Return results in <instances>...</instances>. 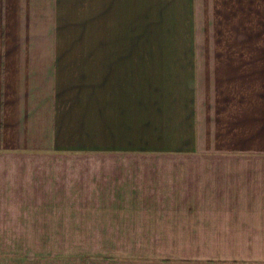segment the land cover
I'll use <instances>...</instances> for the list:
<instances>
[{"label": "crops", "instance_id": "obj_1", "mask_svg": "<svg viewBox=\"0 0 264 264\" xmlns=\"http://www.w3.org/2000/svg\"><path fill=\"white\" fill-rule=\"evenodd\" d=\"M0 200V264H264V0H0Z\"/></svg>", "mask_w": 264, "mask_h": 264}, {"label": "rangeland", "instance_id": "obj_2", "mask_svg": "<svg viewBox=\"0 0 264 264\" xmlns=\"http://www.w3.org/2000/svg\"><path fill=\"white\" fill-rule=\"evenodd\" d=\"M5 202L7 205L13 203L14 200H0V206ZM9 219L8 217L6 220ZM4 220V216L0 218ZM16 234H26L29 236L31 233H15V232H0V257H5L7 260H12L14 257L24 256L25 254H30L31 250L34 252L41 249H32L28 247H14V235ZM17 244V243H16ZM28 256V255H27Z\"/></svg>", "mask_w": 264, "mask_h": 264}]
</instances>
